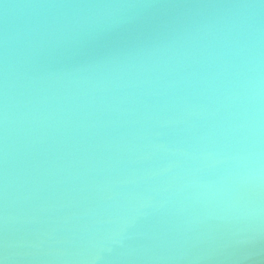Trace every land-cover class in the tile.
Returning a JSON list of instances; mask_svg holds the SVG:
<instances>
[{
    "label": "water",
    "instance_id": "95a60500",
    "mask_svg": "<svg viewBox=\"0 0 264 264\" xmlns=\"http://www.w3.org/2000/svg\"><path fill=\"white\" fill-rule=\"evenodd\" d=\"M3 264H264V0H0Z\"/></svg>",
    "mask_w": 264,
    "mask_h": 264
},
{
    "label": "snow or ice",
    "instance_id": "6c2138e0",
    "mask_svg": "<svg viewBox=\"0 0 264 264\" xmlns=\"http://www.w3.org/2000/svg\"><path fill=\"white\" fill-rule=\"evenodd\" d=\"M0 264H3V261L2 260H0Z\"/></svg>",
    "mask_w": 264,
    "mask_h": 264
}]
</instances>
